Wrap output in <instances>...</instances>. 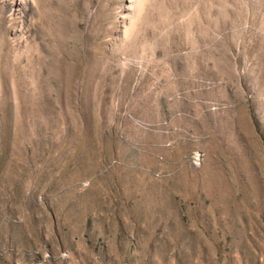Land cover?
Instances as JSON below:
<instances>
[{
  "label": "rangeland",
  "instance_id": "rangeland-1",
  "mask_svg": "<svg viewBox=\"0 0 264 264\" xmlns=\"http://www.w3.org/2000/svg\"><path fill=\"white\" fill-rule=\"evenodd\" d=\"M0 264H264V0H0Z\"/></svg>",
  "mask_w": 264,
  "mask_h": 264
}]
</instances>
